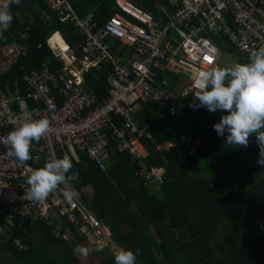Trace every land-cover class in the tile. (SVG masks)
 <instances>
[{
  "label": "trees",
  "instance_id": "obj_1",
  "mask_svg": "<svg viewBox=\"0 0 264 264\" xmlns=\"http://www.w3.org/2000/svg\"><path fill=\"white\" fill-rule=\"evenodd\" d=\"M112 1L71 3L79 14L94 9L95 17L103 21L113 14ZM133 1L154 12L158 20L164 14L158 11L156 2L166 11L171 9L167 0ZM10 10L13 21L0 37V46L14 42L25 46L27 53L20 54L17 64L0 76V89L16 80L20 82L25 73L42 64L53 72L62 68L61 60L48 45L54 33L50 39L53 45L64 42L63 38L71 45L83 40L71 23L59 21L47 0H21ZM209 38L221 52L230 55L225 68L247 64L225 35L210 31ZM220 56L221 53L219 65ZM107 75L105 68L84 75L83 89L94 95L96 102L109 87ZM192 103L179 98L174 115L153 103L143 104L134 113L140 127L155 139L144 135L141 141L149 152L145 159L148 165L165 168L161 182L140 176L137 159L118 153V149L109 156L105 171L82 158L68 173H78V178L66 182L78 191L85 186L91 188V197L81 194V201L108 227L110 240L119 250L136 253V264H264V166L257 163L256 137L250 135L246 148L226 144L227 133L218 136L213 125L228 113L193 108L189 106ZM185 135L200 140L194 153L183 147L168 152L157 149L158 145L178 142ZM112 141L116 143L115 138ZM27 162L40 168L48 161L43 157L40 163ZM54 213L57 215L51 218V224H29L14 213L9 226L0 216L6 231L0 234V264L79 263L73 253L74 244L86 241V235L95 231L89 227L82 231L67 215ZM15 237L23 249L13 244ZM100 247L103 257L98 258V264H115V255Z\"/></svg>",
  "mask_w": 264,
  "mask_h": 264
},
{
  "label": "built area",
  "instance_id": "obj_2",
  "mask_svg": "<svg viewBox=\"0 0 264 264\" xmlns=\"http://www.w3.org/2000/svg\"><path fill=\"white\" fill-rule=\"evenodd\" d=\"M47 3L60 22L71 23L83 37L80 56L68 44L62 50L49 42L54 55L65 62L59 71L52 73L42 64L25 73L20 82L16 80L0 89V141L25 121H50L46 135L38 143H31L30 160L35 163L43 157L48 162L67 157L75 167L85 158L93 167L105 171L110 140L115 138L120 153L128 152L137 159L140 176L161 182L164 166L148 165L147 156L136 148L144 135L155 139L136 122L135 109L153 103L175 114V98L164 74L184 78L182 96L194 94L199 74L218 67L221 49L209 38L210 31L225 35L246 63L251 62L250 51L264 45V0H167L172 11L161 7L164 16L159 20L130 0H113L118 13L103 21L91 12L78 15L70 0ZM26 53L25 46L14 42L0 46V76L17 64L20 54ZM102 65L109 67V89L96 102L94 95L80 89L81 73ZM115 119H120L121 124L116 125ZM197 144L200 140L185 135L157 149L168 152L183 147L192 154ZM37 168L8 157L7 149L0 144L2 219L12 226L13 214L18 213L29 224H51V218L57 215L54 211H58L80 230L93 228L110 241L109 232L90 213L77 191L74 190L78 196L72 205L64 200L63 191L73 190L66 181L59 193L56 191L44 202L24 199L27 176ZM0 234H6L1 224ZM12 242L18 249L24 248L17 237Z\"/></svg>",
  "mask_w": 264,
  "mask_h": 264
},
{
  "label": "clouds",
  "instance_id": "obj_3",
  "mask_svg": "<svg viewBox=\"0 0 264 264\" xmlns=\"http://www.w3.org/2000/svg\"><path fill=\"white\" fill-rule=\"evenodd\" d=\"M21 0H0V37L10 28L13 21L10 6L19 5ZM250 63H237L231 68L214 67L199 74L190 107H206L215 113L227 112L213 125L218 136H226V144L247 147L250 135H255L259 146L257 163L264 166V45L250 51ZM196 101L199 103L197 104ZM46 118L25 121L9 132L0 144L7 149V155L19 163L32 159L30 147L39 142L50 130ZM73 165L69 158L55 159L43 167L31 171L25 183L23 198L30 202H44L54 194L66 180L78 178V173L68 175ZM64 200L72 205L78 196L74 190H64ZM102 250L97 246L96 251ZM91 248L77 245L76 255L87 256ZM115 264H136V253L121 248L115 254Z\"/></svg>",
  "mask_w": 264,
  "mask_h": 264
},
{
  "label": "crops",
  "instance_id": "obj_4",
  "mask_svg": "<svg viewBox=\"0 0 264 264\" xmlns=\"http://www.w3.org/2000/svg\"><path fill=\"white\" fill-rule=\"evenodd\" d=\"M71 1V0H70ZM130 1H132V2H134L133 0H130ZM135 3V2H134ZM112 4H113V1H112ZM136 4V3H135ZM156 4H157V8H158V11L161 13V11H160V9H161V7H162V5H160V3L159 2H156ZM73 6V5H72ZM139 6H141V5H139ZM142 8H144L143 6H141ZM112 8L114 9V11H113V14L114 13H118V11H117V8L114 6V4L112 5ZM73 9H74V11L78 14V15H80V16H83V15H85V14H88L89 12H91V13H93L94 14V9H87L86 10V12H83V14H79L77 11H76V9H75V7H73ZM145 9V8H144ZM149 11V10H148ZM152 12V11H151ZM153 14H155L154 12H152ZM112 14V15H113ZM95 15V14H94ZM111 16V15H110ZM155 16V15H154ZM161 17H162V15H161ZM160 17V18H161ZM106 19V18H105ZM104 19V20H105ZM57 33H59V32H57ZM78 33V32H77ZM54 34H56V33H54ZM53 34V35H54ZM79 34V33H78ZM53 35L51 36V38L53 37ZM59 35L63 38V36H62V34L61 33H59ZM80 35V34H79ZM81 36V35H80ZM82 37V36H81ZM63 40H64V42L66 43V44H68L69 45V47L70 48H72V49H74V51H75V53L78 55V56H80V48H79V45H80V43L83 41H79V42H77V43H75V44H69L68 42H66L65 41V39L63 38ZM63 41H59V43L56 45L57 47H59V46H61V47H59L60 49H62V50H64L65 48H66V44L64 43ZM52 51V50H51ZM54 54V53H53ZM56 58H59L60 60H61V62H62V67L65 65V62H64V60L63 59H61L60 57H56ZM107 67V68H106ZM219 67V66H218ZM98 68H105V69H108V71H109V67L107 66V65H105V66H99V67H93V68H90V69H88L87 71H85V72H82L81 73V85H80V89L82 90V91H84V92H86L84 89H83V83H84V75L87 73V72H89V71H91V70H93V69H98ZM61 69V68H60ZM60 69H58L57 71H59ZM75 69H78V65H75ZM56 71V72H57ZM52 73H55V72H53V71H51ZM163 77V76H162ZM164 77H165V79L167 80V82H168V90H169V92H170V94L175 98V102L179 99V98H184L185 100H187V101H189V102H193V100H194V94L193 93H191V94H189V95H186V96H182L181 95V92L184 90V86H185V80H184V78H177V77H175V76H173V75H171V74H164ZM169 77H171L172 79L171 80H169L170 78ZM178 88H179V90H178ZM108 89H109V87H108ZM108 89H107V91H108ZM178 90V91H177ZM107 91H106V93H105V95L104 96H106V94H107ZM51 93L52 94H55L56 93V91H51ZM86 93H88V92H86ZM89 94V93H88ZM103 96V97H104ZM102 97V98H103ZM142 106V105H141ZM141 106H138L136 109H135V111H137L139 108H141ZM115 121V123H116V125H120L121 124V121L120 122H117V120L115 119L114 120ZM143 128V127H142ZM141 140H142V138H141ZM139 141V144H136V148L138 149V151H140V152H142L143 153V155L144 156H147L146 158H148V156H149V152L147 151V149H146V146L142 143V141ZM110 142H111V144H110V151H109V156H111V155H113L114 154V152L116 151L117 152V143H118V141L116 140V143H114V141H112V139L110 140ZM144 152H147V154L146 153H144ZM118 153H120V152H118ZM121 153H127L128 155H129V153L128 152H121ZM130 156V155H129ZM145 158V159H146ZM108 159H110V158H108ZM107 164H109V163H107ZM160 166H162V165H160ZM74 168V167H73ZM85 187H88V186H85ZM85 187H83V188H85ZM83 188H81V191H78V190H75V191H77L79 194H80V197H81V194H83L84 193V190H83ZM90 188V187H89ZM73 189V188H72ZM74 190V189H73ZM90 190H91V188H90ZM91 194H92V191H91V193H90V195H89V197H91ZM104 226V228L109 232V229H108V227L107 226H105V225H103ZM110 234V233H109ZM94 245V244H93ZM96 246L98 245V244H95ZM117 247V246H116ZM8 259V258H7ZM6 259V260H7ZM5 260V261H6Z\"/></svg>",
  "mask_w": 264,
  "mask_h": 264
},
{
  "label": "rangeland",
  "instance_id": "obj_5",
  "mask_svg": "<svg viewBox=\"0 0 264 264\" xmlns=\"http://www.w3.org/2000/svg\"><path fill=\"white\" fill-rule=\"evenodd\" d=\"M50 39L48 40V45H49ZM228 56H230V55L227 54V51H222L221 52V56H220V62L221 63H220V65H219V62H218L219 67L225 68L227 66V64H228L227 63V57ZM178 90H179V88H178ZM83 190H84L83 194L85 196L89 197V195L91 193L90 188L89 187H85V188H83ZM109 236H110V234H109ZM106 237L94 232V234L90 233V234L86 235V241H81L80 243L78 242L77 244H74V247H76L77 245H81V246L89 247V248L92 249V251L87 256L77 255V258H78L77 261H79V263H77V264H98V258L100 256H102V255H100V251H96L97 246L95 244H98L99 247H100V245H102L103 249L104 248H108L107 250L111 251L115 255L119 250L116 248V245H114L112 242H110L108 240V237L106 239ZM92 246L94 247V249L92 248ZM114 247L117 250H115ZM100 248H102V247H100Z\"/></svg>",
  "mask_w": 264,
  "mask_h": 264
},
{
  "label": "water",
  "instance_id": "obj_6",
  "mask_svg": "<svg viewBox=\"0 0 264 264\" xmlns=\"http://www.w3.org/2000/svg\"><path fill=\"white\" fill-rule=\"evenodd\" d=\"M110 242H112L111 240H110ZM113 243V242H112ZM114 244V243H113ZM115 245V244H114ZM117 248V247H116ZM107 249V248H106ZM118 249V248H117ZM119 250V249H118Z\"/></svg>",
  "mask_w": 264,
  "mask_h": 264
},
{
  "label": "bare ground",
  "instance_id": "obj_7",
  "mask_svg": "<svg viewBox=\"0 0 264 264\" xmlns=\"http://www.w3.org/2000/svg\"><path fill=\"white\" fill-rule=\"evenodd\" d=\"M59 47H61V46H59ZM66 48H67V47H66ZM66 48H65V49H66ZM65 49H64V50H65Z\"/></svg>",
  "mask_w": 264,
  "mask_h": 264
}]
</instances>
